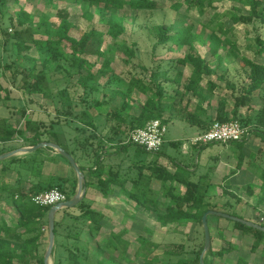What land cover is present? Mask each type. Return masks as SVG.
Returning a JSON list of instances; mask_svg holds the SVG:
<instances>
[{
	"label": "rangeland",
	"instance_id": "374dc122",
	"mask_svg": "<svg viewBox=\"0 0 264 264\" xmlns=\"http://www.w3.org/2000/svg\"><path fill=\"white\" fill-rule=\"evenodd\" d=\"M160 2L163 4L162 7L153 11H138L126 6L113 12L110 8L104 7V4H90L82 0H9L3 10L1 18L3 28L0 30V61L3 64L0 69V122H9L28 138L33 135V132L26 131L25 125L29 119L47 126L58 119L62 122L77 117L79 107L89 104L92 107L96 99L108 103L109 105L103 104V106L107 105L110 109L111 106L122 102L125 95H128L133 103L138 101L141 110L150 94L142 92L137 87L127 91L132 77H143L141 82L144 85L153 84L151 82L153 80L155 83H168L172 88L167 87V94L176 99L178 94H182L173 92L174 87L171 84L180 82L177 86L180 88L181 82H187L193 73V68L190 67L191 70L189 66L176 62L178 58L186 55L202 57L210 62L214 73L207 79L220 85L218 86L220 87V101L228 103L229 106L233 105V92H247L249 69L244 65L243 58L244 56L253 57L255 50L261 47L258 41L261 38L264 42V24L256 20L254 27L252 25L246 27L233 24L229 17L224 18L226 29L217 32L220 46L215 48V43L219 41H214L209 37L210 28L207 26L214 23L210 22V19L216 10L219 16L214 21H220V12H225L234 5H231L229 0L224 1L223 5L218 2L213 5L214 9L209 8L202 15L199 14L197 8H187L184 5L181 12L185 14L187 22L194 24L195 32L199 33L201 40H196L191 45H179L176 42L157 45L156 27L162 23H172L175 19L174 11L169 8V5H165L163 0ZM239 9L241 13H246L248 6ZM62 11L67 12L71 35L80 37L92 28L103 32L101 53L88 56L82 68L74 64L71 55L66 54L69 52L66 49L62 50L64 53L59 52V54L50 52L51 50L46 46L34 45L30 49H20L13 38L14 31L29 28L34 32L36 39H47L39 31L43 15L48 16V22L52 25L50 27L57 28L61 21L58 13ZM22 16L26 19L24 23L16 24L15 21ZM109 17H112L116 24L124 27V33L116 35V29L109 26ZM175 24L176 27H180L177 22ZM43 55H49L48 61L41 60ZM32 66H36L37 70L43 67L49 69V79L53 89L49 97H44L42 94L29 95L22 87L24 83L22 70ZM100 70L106 73L89 82V87L96 86L99 91L95 93L89 88L86 89L83 77L86 76L87 71L97 74ZM184 85L186 84H183V89ZM115 88H123V90L116 91ZM155 91L156 86L153 85V92ZM200 92H204L210 101L215 99L213 98L214 93L202 89ZM251 97L250 105H243L239 109L237 119L250 129L258 127L264 129V84L262 88L254 91ZM187 112L191 113L185 111L186 114ZM57 123L59 122H55L54 128ZM132 132L133 129L125 133L122 141L132 145L130 142ZM65 133L67 135L69 131L65 130ZM19 134H16L11 141L0 142L1 154L32 146ZM253 134L251 143L254 142L255 145L246 150L237 145L230 149L222 144L220 167H264V141L255 133ZM171 136H174L173 129L168 133L167 138L170 139ZM43 138L44 141L58 142L49 134ZM186 143L191 145L190 141ZM167 147L172 148L173 146L168 143ZM211 148L212 146L209 145L206 150L209 151ZM175 150L179 154L183 152L181 146ZM144 152L145 168L168 167L160 161L157 153ZM198 155L195 153V161ZM56 157H60V154L55 149L43 148L41 152H21L0 161V219L6 220L9 227L17 225L19 213L13 206L11 197L7 198L6 190L10 187L13 189L24 187L29 190L39 176L46 184H52L53 188H58V178L63 177H54L51 181L42 179L43 167L47 162H53ZM208 167H211V172L214 171L217 167L216 159H213ZM197 179L193 177L192 180L195 182L198 181ZM146 183L149 182L145 174L144 187ZM213 185L214 182L207 185L205 183L198 191V194L204 193L206 197L203 209L213 206L216 210H223L226 213L235 212V207L241 205L243 199L237 197L238 194L226 183L221 190ZM150 187L153 189V196L161 195L160 181L154 180L150 183ZM176 188L181 189L182 192L185 190L180 184H176ZM61 191L68 195L72 189L68 186L67 191ZM93 201L95 202L93 205L89 203L90 201L88 203L105 214L100 234L96 237L90 236L84 229L83 219L75 218V216L73 218L60 216L61 223L58 227V235L55 236L50 264L66 261L67 252L63 247L74 249L78 247L79 257L85 264H97L102 260H108V264H171L178 263L180 260L184 261L189 257L190 252L194 255L204 246L202 222H195L192 220L193 217L179 218L175 215L168 218L166 214L156 212L155 208L148 210L143 206L139 207L140 215L136 216L135 205L131 212L133 214L130 212L126 214L124 209H119V204L108 203L104 200ZM76 214L77 212H74V215ZM227 221L231 220L220 216H209L211 248L205 254V261L208 264H264V236L259 237L253 232L243 231L237 227L233 229L232 226H226ZM225 228H232L241 236L238 234L235 238L233 237V240H228L225 236ZM19 230L24 231L23 228ZM79 231L82 232L80 240L72 238ZM112 232L115 233L114 242L123 239L129 243L125 258L115 260L113 256H117L118 253L109 248L104 249L101 255L99 254L97 244L100 239L108 238ZM139 237L146 240V244L141 245L142 247H140ZM42 242L41 254L45 257L49 246V236L45 237ZM1 250L10 252L16 250L18 256L14 260L15 264H22L21 260L28 257V254L22 252L20 246L16 244L9 245L0 242ZM253 254L259 256V261L255 259L249 261V255L253 256ZM111 258L115 262H110Z\"/></svg>",
	"mask_w": 264,
	"mask_h": 264
},
{
	"label": "trees",
	"instance_id": "16d2710c",
	"mask_svg": "<svg viewBox=\"0 0 264 264\" xmlns=\"http://www.w3.org/2000/svg\"><path fill=\"white\" fill-rule=\"evenodd\" d=\"M16 1V0H14ZM85 3L90 4H104V7L110 8L113 12L123 9L126 6L131 9L138 11H153L160 7V0H82ZM162 1V0H161ZM165 5H169V8L174 11L175 19L172 23H162L156 27V38L157 45H163L170 42H176L179 45H191L196 40H201L199 33L195 32V26L192 22H187L185 20L186 16L181 12V9L184 5L187 8H197L200 15L205 14L206 11L210 9H214L213 3L215 0H163ZM239 2L241 4L247 5H234L231 9L226 10L225 12H220V21L217 20L219 13L215 10L214 15L211 17L210 22H214L209 24L207 27L210 28L209 37L214 41L218 40L219 43H215V48L220 46V38L218 37L217 32L223 31L224 28V18L229 17L234 23L237 24H245L255 26V21L258 20L264 24V0H232ZM9 0H0V10L1 16H3L4 7L8 4ZM248 6V10L246 13H241L239 8H245ZM60 16V24L57 28H52L48 22V16L43 15L42 17V25L39 31L46 36L47 39H36L34 37V32L27 28L24 30H18L13 32V38L15 39L18 48L20 49H30L32 46H46L51 50L50 52H55L59 54V52H63L62 50L66 49L69 52L66 54H70L74 64L83 67V65L87 62V58L93 54L101 53V43L103 32L92 28L90 31L85 32L80 37H75L70 34V22L67 19V12H59ZM24 20H26L23 16L16 20V24H23ZM109 26L116 29V35L124 33V27L116 24L113 21L112 17H109ZM178 23L180 27H176L175 23ZM3 28V23H2ZM207 35V34H206ZM260 48L255 50L256 59H248L244 56L243 61L244 65L249 69V83L247 87V92L243 93V91H239V93L233 92L234 103L230 105L226 102L220 101L218 103L217 114L213 118H208L211 123L215 121L226 122L230 120H239L237 119V115L239 109L246 104L251 103L252 94L254 91L262 88L264 84V42L260 38L259 41ZM263 47V48H262ZM47 56H42V61H48ZM131 59V57H129ZM178 64L183 66H190L193 68V73L189 78L186 85H184V93L189 91H193L194 94H198V96L203 97V94L200 90H207L209 93H214L216 88L218 87L217 83L207 79V77L211 76L214 73V69L211 67L210 62L207 59H203L202 57H195L194 55H186L181 58H178L176 61ZM107 63H109L107 61ZM3 64L0 61V69H2ZM11 67V65H9ZM24 72V83L23 88L26 93L29 95L33 94H42L44 97H49L52 93V84L49 79V69L47 67H43L41 70H37L36 66H32L31 68H24L22 70ZM81 71V69H80ZM104 70H100V73L94 74L93 72L87 71L86 76H84V86L86 89L89 88L91 91L95 93L98 90V87H89V82L91 80H95L99 78L102 74H105ZM155 74V71H153ZM143 78V77H142ZM142 78H134L132 77L129 87L127 91H131L134 87L139 88L142 92L146 94H150L147 101L141 107L140 112L137 115H131V109L133 107V102L129 100L128 95H125L123 101L121 102V107L116 110H108L107 114L113 116L114 118H121L122 121H126V119H130L128 126L126 127L127 133L130 130H134L138 127H143L148 121L152 119H161L163 122L167 123L172 115L175 114L174 111L171 113V108L175 105L174 97L167 94V87H171L168 83H155V81H151L153 84L148 83V85H144L141 82ZM206 80V81H205ZM143 81V80H142ZM180 82L176 84H171L176 91V87ZM153 85L156 86V91L153 92ZM176 85V86H175ZM206 86V87H205ZM116 91H122L123 88H115ZM99 91V90H98ZM103 92V91H102ZM169 93V92H168ZM96 97V96H95ZM97 98V97H96ZM106 103V102H105ZM103 100L96 99L95 104L91 107V105H86L78 109L76 116L82 118L86 121V124L89 126L92 122L90 120H94L95 114H98L103 104H105ZM94 111H97L95 113ZM169 112V113H168ZM169 115H168V114ZM188 118L192 119V113H188ZM66 121V120H65ZM240 121V120H239ZM55 122H61V119L56 120ZM55 122H51L48 126L44 123L36 122L31 119L26 121V131L33 132V135L30 137H26L23 132H19L17 127L10 125L7 121L0 122V142H8L15 138L16 134H19L23 137L24 140L30 142L31 145H36L42 141H44V136L49 134L56 141H58L57 133L54 129ZM241 122V121H240ZM242 123V122H241ZM243 124V123H242ZM209 125V126H210ZM244 125V124H243ZM246 126V125H244ZM247 127V126H246ZM253 133L259 136L264 141V129L263 128H255L251 129ZM48 140V139H47ZM246 141H231L228 143H233L234 145L243 147ZM60 144L65 150L71 152L68 146L61 144L59 141L56 142ZM217 143V142H216ZM215 143L210 144H196L201 147L208 146ZM226 144V143H225ZM199 146V148H200ZM52 149V148H50ZM43 148L38 149L36 152H41ZM162 150V148H161ZM161 150L157 152H148V153H157L159 155ZM1 154V152H0ZM61 158L68 161L65 157L60 155ZM104 167L103 164L98 162L95 168L92 171V176L98 178V183L95 186L103 193L111 192V177L108 180H104L102 175ZM183 168H178L177 171L172 172L168 167H146L145 174L146 180L149 183H146L144 188L138 187L136 190V183H134V190L130 195L135 200V208L143 206L144 208L152 209L155 208L156 212L160 214H166L169 218L171 216H178L179 218L193 217L192 220L195 222H202V217L205 212L210 209H215L216 207L210 206L207 209H203V206L206 204L204 193L198 194L199 189H202L203 184H210L209 180L210 173L198 177V181H193L190 177V173L185 171ZM40 175V172L37 171ZM42 175V174H41ZM1 176V175H0ZM154 180H158L161 182V189L159 196H153V189L150 187V183L154 182ZM59 184L58 189L60 188L63 191H67V188L72 189V192L67 195V200L72 198L77 190V179L68 180L66 178H58ZM176 184H180L182 187L184 186L185 190L182 192L181 189L176 188ZM68 185V186H67ZM88 185V183H87ZM53 189L52 184H46L40 179V176L37 181L32 183V186L29 190L24 189V187H17L13 189L12 187L8 188L6 192L8 193L7 198L11 197V201L13 206L18 211V221L16 226L9 227L6 223V220L0 219V242L10 244L19 245L22 249V252L28 254L27 258L21 260L22 264H45L44 255L41 254V247L43 245L42 240L45 237L49 236V223H48V214L52 206H43L36 205L32 202V197L40 192H44L47 190ZM107 194V193H106ZM3 194L1 195V197ZM194 210V211H193ZM216 210V209H215ZM191 211V212H190ZM221 211V210H220ZM223 211V210H222ZM74 212L77 214L74 215ZM228 213V212H227ZM232 215L238 216L235 212L229 213ZM60 216H70L73 218L83 219L84 221V229L87 230L88 234L92 237H96L100 234L103 229V222L105 219V214L101 211L96 210L84 199L73 208H63L59 210L56 214L55 219V236L58 235V227L61 223L59 218ZM222 218V217H221ZM209 220V218H208ZM234 226L243 230L250 231L254 234L260 236H264V232L258 229L252 228L244 223L234 221ZM23 228L24 231H20L19 229ZM82 232L79 231L72 238L76 240H80ZM115 233H111L108 238L100 239L97 244V248H99V254L101 255L104 252V249L107 248L111 250H115L118 254L117 256H113L115 260L125 258L124 255L127 252L128 242L127 240L118 239V241L114 242ZM140 247L146 244V240L139 237ZM106 248H104V246ZM142 245V246H141ZM204 247V246H203ZM203 247H201L198 251H196L194 255L193 252H190L188 258L184 261L180 260L178 263L171 264H200V254L203 251ZM67 252L66 261L62 263L60 261L59 264H85L81 261L79 257V249L71 248V247H63ZM221 254V251H220ZM17 251H0V264H15L14 260L17 258ZM107 261L102 260L97 264H108ZM110 262H115L111 258ZM115 264V263H114ZM121 264V263H118ZM157 264V263H156ZM205 264H208L205 261Z\"/></svg>",
	"mask_w": 264,
	"mask_h": 264
},
{
	"label": "crops",
	"instance_id": "0c3cea01",
	"mask_svg": "<svg viewBox=\"0 0 264 264\" xmlns=\"http://www.w3.org/2000/svg\"><path fill=\"white\" fill-rule=\"evenodd\" d=\"M224 1L226 0H215L213 5H216L218 2H220V5H223L222 3ZM229 1L231 5H247L232 0ZM233 24L249 27L245 24H237L234 22ZM223 27L226 28V25L224 24ZM247 58L256 59L255 52L253 53V57L248 56ZM187 82H181L180 88L176 87V91H173L181 93L182 95H177L176 99H174L175 105L169 111L170 113L174 111L175 114L167 122L168 131L165 136V143L161 153L158 155L160 161L166 164L172 172L177 171L180 167L183 168L190 173L189 175L192 179L193 177L198 178L209 172V180L214 182L213 186L221 190L226 183L238 194L237 197L239 196L243 199L241 205L235 207V213L239 217L264 226V167H220V148L223 147L222 144L227 145V148L230 149L235 148L234 144H211L212 148L207 151L206 149H208L209 145L201 147L200 145L192 143L194 137L209 127V123L211 122L208 118H214L216 116L218 103L220 102V87L214 91L213 98L215 99H211L210 101L204 92H201L203 97L194 94L193 91L184 94L182 87ZM120 102L115 106H109L110 109L107 106L109 104L105 103L107 105L102 106L98 114H95L94 120L89 119V122H92L89 126L84 119L72 117L66 121L63 120L57 123L54 129L57 133L58 141L63 145L69 146L70 153L74 156L84 175L85 193L83 199L87 202L90 201L89 203H92V205L95 204L93 200H104L105 202L108 201V203L119 204V209H124L123 211L127 214L128 212H132L135 203V200L130 195V191L132 192L134 190V183H136V190H138L139 186L141 188L144 187L145 149L133 144L129 145L122 141L125 137L126 127L130 119L122 121L121 118H114L107 114L108 110L119 109L121 107ZM134 103L130 112L131 115H137L140 110L138 101ZM185 111L192 113V119L188 118V114ZM94 112L97 113V111ZM171 129H173L174 136L168 139L167 135ZM65 130L69 131L67 135ZM186 141H190L191 145H188ZM251 142L252 139L250 142H245L246 144L244 143L243 148L246 150L255 145L254 142ZM168 143L173 147L168 148ZM178 146L182 147L183 152L181 154L175 150ZM195 153L199 154L196 161L194 160ZM213 159H216L217 167L211 172V167L208 166L211 165ZM55 160L53 162H47L46 166L43 167L42 179L46 181H51L54 177H63L70 181L77 179L78 189L79 177L76 170L68 161L61 157H56ZM98 162L102 163L104 167L102 178L106 181L111 177L110 193L106 191L103 193L95 186L98 183V178L92 176V171ZM51 165L52 167H49ZM135 210L136 216H139V207ZM227 222L226 226H232L234 229V221ZM232 228H225V236H227L228 240H233L239 234ZM248 258L249 261L254 259L259 261L257 254H253V256L249 255Z\"/></svg>",
	"mask_w": 264,
	"mask_h": 264
},
{
	"label": "built area",
	"instance_id": "2783aa9c",
	"mask_svg": "<svg viewBox=\"0 0 264 264\" xmlns=\"http://www.w3.org/2000/svg\"><path fill=\"white\" fill-rule=\"evenodd\" d=\"M2 16L0 10V30L2 29ZM12 30V29H10ZM168 124L161 119H152L143 127L133 130L130 142L148 152L161 150L165 143ZM253 136L249 127L244 126L239 120L226 122L215 121L205 131L192 139L194 144L228 143L231 141H248ZM67 200V195L58 188L40 192L32 197L36 205L53 206Z\"/></svg>",
	"mask_w": 264,
	"mask_h": 264
},
{
	"label": "water",
	"instance_id": "95a60500",
	"mask_svg": "<svg viewBox=\"0 0 264 264\" xmlns=\"http://www.w3.org/2000/svg\"><path fill=\"white\" fill-rule=\"evenodd\" d=\"M46 147H50V148L55 149L60 155L65 157L68 160V162L72 165V167L76 170L78 177H79V186H78V189H77L75 195L66 201H63V202H60V203L53 205L49 211V214H48L49 246H48V249H47L45 257H44V262H45V264H50V257H51V254H52V251L54 248V244H55L56 214L59 210H61L63 208L76 207L82 201L84 193H85L84 175L81 171V168L78 165V163L76 162L74 156L69 151L65 150L60 144L54 143L51 141H42L36 145H32L29 147H21V148H18L16 150H13V151L2 153V154H0V161L7 159V158H9V157H11L17 153L36 152L38 149L46 148ZM212 215L220 216V217H223L226 219H230L232 221H238V222L244 223V224H246L252 228H255V229H258V230L264 232V226L259 224V223H255L253 221L246 220L244 218L226 213L224 211L210 209L207 212H205L203 217H202V225H203V229H204L205 242H204V249H203L201 256H200V264H205V259H204L205 254L211 248V233H210V229H209L208 218H209V216H212Z\"/></svg>",
	"mask_w": 264,
	"mask_h": 264
}]
</instances>
